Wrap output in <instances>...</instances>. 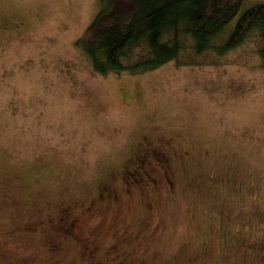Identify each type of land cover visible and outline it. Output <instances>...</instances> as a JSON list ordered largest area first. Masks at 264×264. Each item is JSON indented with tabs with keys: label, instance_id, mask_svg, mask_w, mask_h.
<instances>
[{
	"label": "rangeland",
	"instance_id": "374dc122",
	"mask_svg": "<svg viewBox=\"0 0 264 264\" xmlns=\"http://www.w3.org/2000/svg\"><path fill=\"white\" fill-rule=\"evenodd\" d=\"M98 10L0 0V264H264L257 41L103 75L76 46Z\"/></svg>",
	"mask_w": 264,
	"mask_h": 264
},
{
	"label": "trees",
	"instance_id": "16d2710c",
	"mask_svg": "<svg viewBox=\"0 0 264 264\" xmlns=\"http://www.w3.org/2000/svg\"><path fill=\"white\" fill-rule=\"evenodd\" d=\"M97 1V14L76 41L96 73L194 65L203 55L222 57L250 39L257 41L264 66V1Z\"/></svg>",
	"mask_w": 264,
	"mask_h": 264
},
{
	"label": "flooded vegetation",
	"instance_id": "af4514ba",
	"mask_svg": "<svg viewBox=\"0 0 264 264\" xmlns=\"http://www.w3.org/2000/svg\"><path fill=\"white\" fill-rule=\"evenodd\" d=\"M136 155H138V154H136ZM142 157H143V155H142ZM140 158H137V160H139ZM165 159H166V167L164 168V166H163V164L161 163V161H159L158 159L156 160V166H161V167H163L164 169H163V174L165 175V177L166 178H168V176H171L172 175V173H171V165L169 164L168 165V159H167V157L165 156ZM169 159H170V156H169ZM127 167H128V170H126L127 169ZM140 169H142V167H139V168H136L135 169V176L136 177H138V173H139V170ZM157 169V168H156ZM124 170H125V172H126V174L128 175L129 173H130V168H129V165H125V168H124ZM137 174V175H136ZM127 175H125L126 177H127ZM134 178V177H133ZM170 178V177H169ZM143 179H144V177H142L141 175H140V177L138 178V180L135 178L134 179V182H132V183H137L138 181L140 182V181H143ZM109 196H113L114 197V194L113 195H109ZM108 196V197H109ZM107 197V198H108ZM61 204L62 203H60L59 204V208H61L60 210H59V213H58V216L56 217L55 216V214L56 213H54L52 210H51V208H47L46 209V211H45V214L47 215V216H49L48 217V221H47V228H48V231H50L52 234H53V226L52 225H57V227H55V229H59L60 230V233H64L65 231H66V227L67 226H71V228H73L74 227V222L77 220V219H75V220H73L72 222H70V223H68V219H69V217H70V215L69 216H67V210H66V208H64L65 206H62L61 207ZM66 207H69V206H66ZM71 207V206H70ZM31 222H32V220H31ZM14 225H15V222H14ZM13 225V226H14ZM13 226H10L9 228H11L10 230H9V232L8 233H12L13 232V230H16V232H18V233H21V235H23V230L22 229H20V227L18 228V229H16V225H15V228H13ZM43 235V234H42ZM41 235V236H42ZM41 236H40V238H39V241L42 243H40L42 246H44V247H46V248H48L49 250H52V248L51 247H53L52 245L53 244H51V241L50 240H45L46 238H45V236L43 235L42 237L43 238H41ZM45 238V239H44ZM44 239V240H43ZM47 250V249H46ZM5 250L4 249H2V252H4ZM96 263V262H95ZM94 263V264H95Z\"/></svg>",
	"mask_w": 264,
	"mask_h": 264
}]
</instances>
